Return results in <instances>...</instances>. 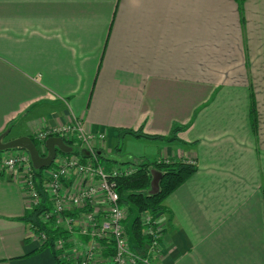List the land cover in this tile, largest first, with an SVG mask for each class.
I'll use <instances>...</instances> for the list:
<instances>
[{
  "label": "crops",
  "instance_id": "1",
  "mask_svg": "<svg viewBox=\"0 0 264 264\" xmlns=\"http://www.w3.org/2000/svg\"><path fill=\"white\" fill-rule=\"evenodd\" d=\"M74 119L104 133L106 168L195 164L156 215L151 264H264V0H0V134ZM176 127L127 134L135 152L111 157L121 129ZM27 210L0 175V264H56Z\"/></svg>",
  "mask_w": 264,
  "mask_h": 264
},
{
  "label": "built area",
  "instance_id": "2",
  "mask_svg": "<svg viewBox=\"0 0 264 264\" xmlns=\"http://www.w3.org/2000/svg\"><path fill=\"white\" fill-rule=\"evenodd\" d=\"M32 135L41 147L52 136L63 140L75 138L81 142L79 153L57 154L52 166L43 171V186L49 194L52 209L42 215L41 220L48 221L52 217L55 225L68 233L66 240L59 238L55 243L62 263L151 264V257L159 250L162 237L156 226V215L145 213L142 216L145 232L150 236V241L145 244L146 255L142 257L129 249L123 224L126 210L119 204L117 179L132 174L136 166L115 164L106 168L96 146L97 141L105 138L104 133L88 131L81 119L59 127L39 129ZM35 169L26 150L0 151V175L20 180L28 209L39 201ZM30 236L40 244L45 239L43 233L35 234L32 230ZM108 246L112 250L105 256ZM77 248H80L79 252ZM96 252L100 256L95 255Z\"/></svg>",
  "mask_w": 264,
  "mask_h": 264
},
{
  "label": "trees",
  "instance_id": "3",
  "mask_svg": "<svg viewBox=\"0 0 264 264\" xmlns=\"http://www.w3.org/2000/svg\"><path fill=\"white\" fill-rule=\"evenodd\" d=\"M250 119L252 126L256 127V118L254 106L250 107ZM178 127L174 128L172 135H155L145 133L142 129H121L119 140L116 147L119 149V141L127 134L134 137H143L153 140L173 141L176 138ZM38 148L41 155H46V151L40 149L39 142L29 135ZM8 138V139H7ZM10 131L6 133V140H10ZM66 144L71 147L68 152L63 154L79 153V144L75 138L64 139ZM21 149L22 148H15ZM14 150V149H10ZM99 154V152H98ZM125 164H133L136 170L128 175L117 179V190L119 193V204L126 210V215L123 224L128 235L129 249L139 256L146 255L145 244L150 241V236L145 232L146 224L142 221V216L146 213L155 216L166 209V198L180 186L189 176L196 170L195 164L184 159H163L160 161L143 159L140 162H124ZM36 168V187L38 190L39 201L32 208L28 209L25 215L21 218L25 223L30 225V229L35 234L43 233L45 239L41 242L40 247L34 251H42L49 249L55 259L56 264H63L57 256L55 243L59 238L67 239L68 233L66 230L57 227L54 219L51 217L48 221H42V215L48 213L52 209V202L49 194L45 190L43 171L49 167ZM159 173L157 185H153V172ZM80 238H84L80 236ZM102 244H106L102 242ZM67 246V245H66ZM111 247L108 246L103 255L111 253ZM138 264H144L139 262Z\"/></svg>",
  "mask_w": 264,
  "mask_h": 264
},
{
  "label": "water",
  "instance_id": "4",
  "mask_svg": "<svg viewBox=\"0 0 264 264\" xmlns=\"http://www.w3.org/2000/svg\"><path fill=\"white\" fill-rule=\"evenodd\" d=\"M45 146L47 147V153L46 155H41L38 148L35 146L34 142L29 136L24 135L6 140V133L0 134V151L15 148L25 149L29 153L32 165L35 168L50 166L57 155V150L61 152H68L71 150V147L68 146L62 138L56 136L48 137L45 140ZM159 177V173L154 171L153 185H157Z\"/></svg>",
  "mask_w": 264,
  "mask_h": 264
},
{
  "label": "rangeland",
  "instance_id": "5",
  "mask_svg": "<svg viewBox=\"0 0 264 264\" xmlns=\"http://www.w3.org/2000/svg\"><path fill=\"white\" fill-rule=\"evenodd\" d=\"M43 129V128H42ZM15 132V130L14 129H12V134ZM132 137V136H131ZM133 138H137V139H140V138H143V137H134L133 136ZM8 139V138H7ZM152 140V139H151ZM77 142H78V144H79V148H80V145H81V142L80 141H78V140H76ZM152 141H148V143H151ZM116 145L118 144V140H116ZM149 146V145H148ZM150 148H151V146H149ZM137 148V146L136 145H134V146H131V145H128V150H127V147L125 148V146H124V140L123 139H121L120 141H119V150H117V151H115L116 153L115 154H112L111 155V157H113V156H115V157H113V158H115L116 160H123L124 158H130L131 157V155H129L127 152L128 151H130V152H135V149ZM40 149L42 150V152L44 151L43 150V147H41L40 146ZM121 155V157L123 158H120L119 159V156ZM110 159H112V158H110ZM113 160V162H116V161H114V159H112ZM101 162L106 166V163H104L105 161L101 158ZM114 164H119V163H114ZM111 167V166H110ZM74 237H75V235H74ZM74 237H73V239H74ZM75 241H77V240H75ZM75 241H74V243H75ZM79 249L80 248H77V252H79ZM95 255H98V256H100V254L98 253V252H96L95 253ZM98 259V261L100 260V258L99 257H97Z\"/></svg>",
  "mask_w": 264,
  "mask_h": 264
},
{
  "label": "bare ground",
  "instance_id": "6",
  "mask_svg": "<svg viewBox=\"0 0 264 264\" xmlns=\"http://www.w3.org/2000/svg\"><path fill=\"white\" fill-rule=\"evenodd\" d=\"M45 147V146H44Z\"/></svg>",
  "mask_w": 264,
  "mask_h": 264
}]
</instances>
